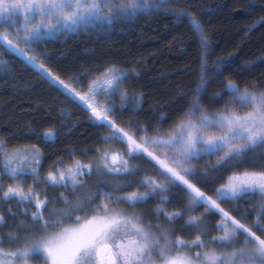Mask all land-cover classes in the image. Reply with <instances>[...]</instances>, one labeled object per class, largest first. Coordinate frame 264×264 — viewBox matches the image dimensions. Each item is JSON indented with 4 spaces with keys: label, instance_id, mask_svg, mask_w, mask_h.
I'll return each mask as SVG.
<instances>
[{
    "label": "snow or ice",
    "instance_id": "1",
    "mask_svg": "<svg viewBox=\"0 0 264 264\" xmlns=\"http://www.w3.org/2000/svg\"><path fill=\"white\" fill-rule=\"evenodd\" d=\"M160 12L174 16L189 48L203 55L198 71L186 69L198 77L195 86L151 120L139 119L138 73L112 62L62 77L38 51L61 36ZM257 27L264 29V15L248 31ZM209 46L201 20L170 10L169 0H0V75L16 70L3 59L12 57L107 131L94 161L57 166L42 181L36 145L0 140V203L23 206L0 210V264H264V82L228 77L209 97L226 63L210 70ZM256 67H264V55L244 70ZM48 188L62 191L52 199ZM149 202L155 223L136 211Z\"/></svg>",
    "mask_w": 264,
    "mask_h": 264
},
{
    "label": "trees",
    "instance_id": "2",
    "mask_svg": "<svg viewBox=\"0 0 264 264\" xmlns=\"http://www.w3.org/2000/svg\"><path fill=\"white\" fill-rule=\"evenodd\" d=\"M261 7H264V0H169L170 10L185 9L205 25L210 44L207 57L210 70L220 61H226L222 66L223 76L209 87V97L220 91L221 81L228 77L264 82V67L244 70L246 65L264 55V29L257 27L248 31L250 25L264 15ZM175 20L174 16L164 12L141 15L135 20L117 22L111 28L61 36L55 42L40 45L38 51L49 58L48 66L62 77L81 76L112 62L138 73L133 77V82L137 91L144 96L139 119L151 120L161 111H170L178 101L181 90L187 91L189 85L194 87L198 80V77H191L186 69L193 67L198 71L203 52L199 48H189L187 29L176 26ZM3 59L14 64L16 70L11 75H0V140H7L16 147L36 145L39 148L41 181L49 170L57 166L67 167L73 160L83 163L94 161L100 137L106 135L107 131L90 124L88 115L67 105L63 96L35 72L25 69L12 57L5 56ZM128 119L129 115L124 114L123 120ZM48 132L55 133V136L45 141ZM74 150L75 156L70 158L68 153ZM135 163H138L141 172L150 170L143 161ZM135 179L139 180L140 177ZM3 183L7 184L8 180L5 179ZM26 183L32 184L33 180L29 177ZM88 183L94 184L95 177ZM37 190H44L42 183ZM60 191L47 189L52 199ZM155 206L149 202L138 206L136 211L144 213L155 223ZM9 207L18 213L23 211V206H18L15 201L11 204L0 203V210ZM175 227L179 229L180 224ZM3 231L7 232L8 229L4 228ZM184 231L187 234L195 230Z\"/></svg>",
    "mask_w": 264,
    "mask_h": 264
},
{
    "label": "rangeland",
    "instance_id": "3",
    "mask_svg": "<svg viewBox=\"0 0 264 264\" xmlns=\"http://www.w3.org/2000/svg\"><path fill=\"white\" fill-rule=\"evenodd\" d=\"M185 234H186V232H185Z\"/></svg>",
    "mask_w": 264,
    "mask_h": 264
}]
</instances>
